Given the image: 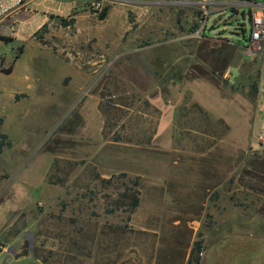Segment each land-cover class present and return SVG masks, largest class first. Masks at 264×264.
I'll list each match as a JSON object with an SVG mask.
<instances>
[{
	"label": "rangeland",
	"instance_id": "1",
	"mask_svg": "<svg viewBox=\"0 0 264 264\" xmlns=\"http://www.w3.org/2000/svg\"><path fill=\"white\" fill-rule=\"evenodd\" d=\"M184 1L0 17V264H264V61Z\"/></svg>",
	"mask_w": 264,
	"mask_h": 264
},
{
	"label": "built area",
	"instance_id": "2",
	"mask_svg": "<svg viewBox=\"0 0 264 264\" xmlns=\"http://www.w3.org/2000/svg\"><path fill=\"white\" fill-rule=\"evenodd\" d=\"M29 0H0V17L9 15L21 9ZM185 5L196 10L199 18V31L208 29V22L215 15L224 16V19L230 20L235 18L232 31L227 38V43L235 45L248 59H258L264 61V4H258L251 0H185ZM93 6L97 8V3ZM248 7L247 13L250 24L249 35H245V27L241 24L240 17H244V11L240 12V8ZM227 13L230 15L227 17ZM241 34L244 38V44L239 45L231 39V35ZM258 97L260 102L264 103V80L262 81ZM259 142L264 146V133L260 135Z\"/></svg>",
	"mask_w": 264,
	"mask_h": 264
},
{
	"label": "trees",
	"instance_id": "3",
	"mask_svg": "<svg viewBox=\"0 0 264 264\" xmlns=\"http://www.w3.org/2000/svg\"><path fill=\"white\" fill-rule=\"evenodd\" d=\"M6 137L5 136H1V141H0V153L3 150V147L6 145L5 143ZM139 204V200L138 198H134L132 199V203L130 204V210L133 211ZM194 251L191 253L190 259L188 261L189 264L192 263V256H193Z\"/></svg>",
	"mask_w": 264,
	"mask_h": 264
}]
</instances>
